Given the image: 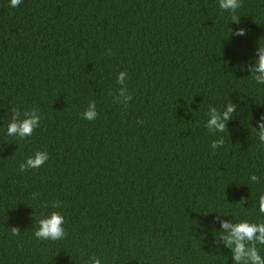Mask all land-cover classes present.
I'll list each match as a JSON object with an SVG mask.
<instances>
[{
    "label": "trees",
    "instance_id": "obj_1",
    "mask_svg": "<svg viewBox=\"0 0 264 264\" xmlns=\"http://www.w3.org/2000/svg\"><path fill=\"white\" fill-rule=\"evenodd\" d=\"M232 15L219 0H0V264H234L221 222H264V84L246 70L264 0ZM230 102L208 132L210 107ZM31 109L32 135L7 136ZM37 150L49 159L21 172ZM52 211L65 237L37 240Z\"/></svg>",
    "mask_w": 264,
    "mask_h": 264
},
{
    "label": "clouds",
    "instance_id": "obj_2",
    "mask_svg": "<svg viewBox=\"0 0 264 264\" xmlns=\"http://www.w3.org/2000/svg\"><path fill=\"white\" fill-rule=\"evenodd\" d=\"M22 3V0H9V6L16 8ZM241 7V0H219V8L226 12L233 13L232 22L239 23L240 17L235 15L238 8ZM246 29L237 28L232 31V35L244 36ZM258 58L246 65V70L250 73L253 80L257 84H264V45L259 44ZM126 71L120 73L119 80L123 81ZM95 101H90L88 109L83 112L82 116L85 120H95L98 113L96 111ZM237 104L232 102L228 103L226 109L221 111L215 107H210L207 112V121L205 124L206 129L210 133H223L226 129V122L232 117L236 111ZM19 113L14 112L11 121L7 125V136L18 137L19 140H25L30 137L40 124V115L37 109L26 110L24 118H18ZM255 135L258 137L259 150H264V114L257 120V127ZM224 146V138L218 141ZM217 146V142H212L211 147L213 151ZM215 152V151H214ZM49 159V154L46 151L37 150L33 156H29L24 163L19 165L21 172L28 169H37L44 165ZM252 183H259L257 175L250 176ZM35 193L33 199L38 197ZM62 205L59 201H53V208H60ZM258 209L260 214H264V194H261L258 199ZM64 217L58 211H52L49 215L43 216L38 221V229L34 232L37 240H50L57 241L65 237L66 232L63 227ZM221 227L224 230L219 236L222 237L226 246L232 251V259L234 264H264V258L259 254L257 245H264V222L254 223L248 220H241L236 223H229L227 221L221 222ZM230 229V231H228ZM11 233L13 236H19L20 230L12 228ZM215 243V241H214ZM91 264H101V259L97 256L91 258Z\"/></svg>",
    "mask_w": 264,
    "mask_h": 264
}]
</instances>
